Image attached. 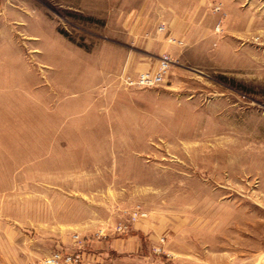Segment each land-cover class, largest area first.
Masks as SVG:
<instances>
[{"label": "rangeland", "instance_id": "obj_1", "mask_svg": "<svg viewBox=\"0 0 264 264\" xmlns=\"http://www.w3.org/2000/svg\"><path fill=\"white\" fill-rule=\"evenodd\" d=\"M55 252L264 264V0H0V264Z\"/></svg>", "mask_w": 264, "mask_h": 264}, {"label": "built area", "instance_id": "obj_2", "mask_svg": "<svg viewBox=\"0 0 264 264\" xmlns=\"http://www.w3.org/2000/svg\"><path fill=\"white\" fill-rule=\"evenodd\" d=\"M171 60L167 55H163L159 61L158 69L154 73L148 71L139 73L135 82L139 85H154L162 80L163 75L167 71V68ZM124 228V227H123ZM75 238L78 240L77 235ZM82 252L68 253V252H55L52 253L47 259L48 264H77L82 260Z\"/></svg>", "mask_w": 264, "mask_h": 264}]
</instances>
